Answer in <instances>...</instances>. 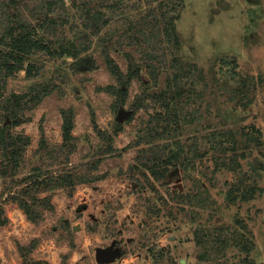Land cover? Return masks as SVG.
<instances>
[{
	"label": "rangeland",
	"instance_id": "rangeland-1",
	"mask_svg": "<svg viewBox=\"0 0 264 264\" xmlns=\"http://www.w3.org/2000/svg\"><path fill=\"white\" fill-rule=\"evenodd\" d=\"M26 1L32 8L38 0ZM62 1L69 21L59 32L74 54L33 57L44 66L40 74L29 79L22 71L8 79L4 93L5 99L35 85H55L40 105L22 114L26 122L12 128L31 144L18 175L0 176V205L9 219L0 228V264H24L19 247L28 263L102 264L96 251L112 246L118 255L108 264H264V0H182L174 24L178 48L164 28L151 41L146 37L158 3L120 0V7L109 9L95 0L91 15L78 1ZM52 47L58 50L59 43ZM153 50L161 61L159 77L151 80L143 67L141 79L128 86L122 109L132 120L115 135L120 109L116 97L100 88L119 83L105 56L127 73V54L142 64ZM175 57L190 70L183 83L189 79L198 94L177 98L172 108L193 121L148 136L150 118L161 109L150 99L138 111L133 104L145 84L149 96L167 88L177 70L170 63ZM3 102L0 127L12 126ZM70 109L75 152L67 159L62 111ZM42 128L45 150L39 149ZM98 130L112 139L104 141ZM109 145L113 155L105 153ZM150 148L163 155L183 152L158 179L139 162ZM36 171L54 179L71 172L91 181L71 197L67 186L42 190L36 202L51 196L54 210L36 205L42 219L35 224L5 199L27 186L17 180ZM235 186H251L254 198L243 200Z\"/></svg>",
	"mask_w": 264,
	"mask_h": 264
},
{
	"label": "trees",
	"instance_id": "trees-1",
	"mask_svg": "<svg viewBox=\"0 0 264 264\" xmlns=\"http://www.w3.org/2000/svg\"><path fill=\"white\" fill-rule=\"evenodd\" d=\"M74 5L80 2L82 6L81 10H89L92 3L95 0H73ZM78 1V2H77ZM102 0L100 5H106L109 9L120 7V0ZM150 3H158L154 9H151L150 20L151 29L150 33L146 35L149 41L154 38V33L164 31L169 33L170 41L174 48L179 47L178 35L175 32V21L179 17V8L182 6V0H149ZM106 3V4H105ZM92 15V11L89 10ZM97 14L103 15L101 12ZM69 21V16L63 7L62 0H38L31 8L26 0H0V99L3 102L4 113L7 118H10L13 122L12 126L4 125L0 127V176L18 175L20 167L23 162L24 152L26 148L31 144L29 136L23 133H13L12 128L19 126L26 122L22 117V114L26 110L34 109L40 105L43 100L51 95L55 90V85L51 82H46L40 85H35L31 88V91L27 94H12L4 99V93L7 86L8 79L15 78L19 73L25 71L26 76L31 79L40 74L43 70L42 65L37 61H33V57L45 54L49 56H58L65 53L74 54L65 44V38L60 35V28H63ZM107 21H103V27ZM149 28V27H148ZM160 36V35H159ZM59 43V49L56 50L52 47V44ZM149 59H143V63H138L130 54H127L129 65L127 73H124L120 66L115 62L109 53L106 54L105 59L109 72L113 75L119 86L111 85L104 88H100L101 92H106L116 97V108L121 109L124 107L128 86L134 80H140L142 77L143 67L148 69L151 80L155 82L159 77V68L157 65L161 61L158 60L157 52L153 50L148 53ZM151 61V62H150ZM171 65L177 70L170 75L171 81L165 90L158 94H148L147 84L143 93L135 99L133 104V110L138 111L144 104L150 99L161 110H158L151 118L147 127V135L152 137H161L166 135L169 131H172L173 127H178L180 123L184 121H193V118H187L182 116L177 109L173 110L172 105L177 98L187 95V93L198 94L195 91L194 84L187 79L184 84L183 79L190 71L188 68L179 66V59L174 58L170 61ZM187 83H190L187 84ZM92 112L93 123L96 128L95 113ZM63 115V138L62 150L67 149V159L75 152V144L73 143V129H74V112L73 110L62 111ZM187 118V120H186ZM191 119V120H190ZM129 120H132V116H129ZM28 121V120H27ZM162 122V124H161ZM122 124L116 122L114 134L117 135L122 131ZM42 138L40 140L39 149L45 150L47 148V141L45 139V131L42 128ZM99 135L102 136L104 141L109 137L105 135L103 131L98 130ZM111 144V142L109 143ZM144 155L139 158V162L149 171L151 174L160 179L166 173V167L174 162H178L183 149H178L176 152H170L163 155L155 148L143 150ZM105 153L113 155L115 153L112 145H109ZM236 169V166L232 167ZM43 175V176H42ZM19 182H25V186L18 193L12 195L7 194L5 201H10L17 204L19 208L25 213L27 219L35 224H38L42 219L41 212L36 210V205L41 203L47 210L53 211L54 206L51 202V196L44 198L40 202H36V197L42 192V190H55L60 187H69L68 195L73 196L78 185L91 181V179L84 176H76L74 173H65L59 176L57 179L54 177L49 178L40 171L34 172V174L27 175L23 180H17ZM30 182V183H28ZM247 184V183H243ZM236 190V186L234 187ZM239 193L241 192V198L245 201H251L254 198L255 190L249 186L246 189L241 190L237 188ZM33 200V201H32ZM9 223V219L6 216L5 209L0 205V228L6 226ZM198 238L203 237V234L197 233ZM198 246L201 247L202 242L199 239ZM20 254L24 259V264H50L49 262L35 261L28 263L25 260V248L19 247Z\"/></svg>",
	"mask_w": 264,
	"mask_h": 264
},
{
	"label": "water",
	"instance_id": "water-1",
	"mask_svg": "<svg viewBox=\"0 0 264 264\" xmlns=\"http://www.w3.org/2000/svg\"><path fill=\"white\" fill-rule=\"evenodd\" d=\"M129 112L120 109L117 122L123 123L126 119H129ZM118 251L115 249V246H112L108 249H98L96 251V261L102 264H108L114 262L117 258Z\"/></svg>",
	"mask_w": 264,
	"mask_h": 264
},
{
	"label": "flooded vegetation",
	"instance_id": "flooded-vegetation-1",
	"mask_svg": "<svg viewBox=\"0 0 264 264\" xmlns=\"http://www.w3.org/2000/svg\"><path fill=\"white\" fill-rule=\"evenodd\" d=\"M115 248H117V247L115 246ZM95 258H96V254H95Z\"/></svg>",
	"mask_w": 264,
	"mask_h": 264
}]
</instances>
